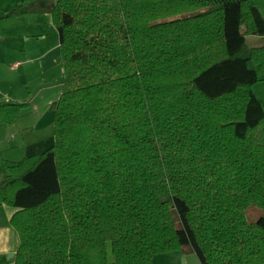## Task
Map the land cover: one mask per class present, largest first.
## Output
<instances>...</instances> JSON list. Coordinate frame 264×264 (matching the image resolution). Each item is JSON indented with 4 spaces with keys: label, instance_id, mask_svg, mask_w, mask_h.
<instances>
[{
    "label": "trees",
    "instance_id": "16d2710c",
    "mask_svg": "<svg viewBox=\"0 0 264 264\" xmlns=\"http://www.w3.org/2000/svg\"><path fill=\"white\" fill-rule=\"evenodd\" d=\"M38 1V0H24ZM53 144L5 162L14 264H264V18L253 0H56ZM27 102H0V124Z\"/></svg>",
    "mask_w": 264,
    "mask_h": 264
},
{
    "label": "rangeland",
    "instance_id": "374dc122",
    "mask_svg": "<svg viewBox=\"0 0 264 264\" xmlns=\"http://www.w3.org/2000/svg\"><path fill=\"white\" fill-rule=\"evenodd\" d=\"M43 1L54 0H0V89L7 88L15 75L16 97L21 98L25 97L20 94L27 92L23 86L27 84L32 96L19 101L31 103L29 107L33 105V108L27 111L25 122L35 128L34 132L53 138L51 105L60 95L63 72L61 67L51 65L55 62L58 37L50 15L32 10L33 5ZM45 53L49 67L43 70L40 59ZM17 62L20 66L16 71L10 70ZM261 62L260 77H264V59ZM257 84V93H262L264 80ZM21 90L24 92L21 93ZM260 217H264V212L256 207H249L245 212V220L249 223ZM106 248L107 257L112 256L110 244ZM185 250L186 255L181 252L168 255L162 263H158L161 258L158 257L153 264H200L194 254L188 253L189 248Z\"/></svg>",
    "mask_w": 264,
    "mask_h": 264
},
{
    "label": "crops",
    "instance_id": "0c3cea01",
    "mask_svg": "<svg viewBox=\"0 0 264 264\" xmlns=\"http://www.w3.org/2000/svg\"><path fill=\"white\" fill-rule=\"evenodd\" d=\"M253 1L264 18V0ZM246 43L251 48L261 47L264 45V38L248 36L246 37ZM54 52L55 62L51 65L55 66L56 68L61 67L59 66L60 61L58 46L55 47ZM46 55L47 54L45 53L42 59H40L41 67L43 68V70L49 67L47 60L45 59ZM262 59H264V52L259 56V65L257 67V76L259 78V82H262L264 80V77H260V67L262 64ZM17 63H14L12 67H10V70L16 71L15 69L20 66L19 65L17 68H15L14 65ZM16 83L17 82H15L14 75L12 76V80L8 83L7 88L5 87L3 88V90L0 89V102H20V99H29L32 96L28 85L25 84L23 86L25 87L27 92L21 90V93H24L20 94L25 97L17 98V88H15ZM258 86L259 84H255L253 86V92L261 103L262 108L264 109V91L262 93H259L260 91L257 93ZM29 105H31V103H29ZM32 108L33 105L32 107L23 110L22 118L17 123L13 125L0 124V182L7 175L4 165L5 162H18L23 158L41 154L49 149L53 144V138L51 136L49 138H46L44 134L34 132L35 128L25 122V115H27V111H31ZM16 211V209L7 206H3L0 208V264H14V255L18 248L19 238L17 232L10 225V219ZM176 253L178 252H171L155 256L153 258L152 264L158 257H161L158 263H162V261L165 260V256L174 255ZM107 264H115L113 256L110 255L107 257Z\"/></svg>",
    "mask_w": 264,
    "mask_h": 264
},
{
    "label": "built area",
    "instance_id": "2783aa9c",
    "mask_svg": "<svg viewBox=\"0 0 264 264\" xmlns=\"http://www.w3.org/2000/svg\"><path fill=\"white\" fill-rule=\"evenodd\" d=\"M19 66V63L15 64L14 67L17 68Z\"/></svg>",
    "mask_w": 264,
    "mask_h": 264
}]
</instances>
